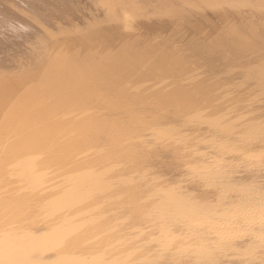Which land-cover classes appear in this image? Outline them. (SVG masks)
<instances>
[{
    "label": "bare ground",
    "instance_id": "1",
    "mask_svg": "<svg viewBox=\"0 0 264 264\" xmlns=\"http://www.w3.org/2000/svg\"><path fill=\"white\" fill-rule=\"evenodd\" d=\"M0 264H264V0H0Z\"/></svg>",
    "mask_w": 264,
    "mask_h": 264
}]
</instances>
